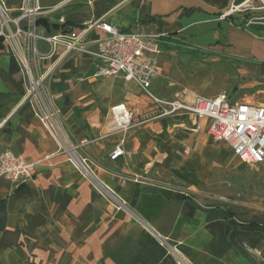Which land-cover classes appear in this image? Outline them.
Segmentation results:
<instances>
[{
	"label": "crops",
	"instance_id": "1",
	"mask_svg": "<svg viewBox=\"0 0 264 264\" xmlns=\"http://www.w3.org/2000/svg\"><path fill=\"white\" fill-rule=\"evenodd\" d=\"M2 1L12 18L20 14L23 0ZM35 6L39 36L71 37L90 26L86 53L38 40L31 66L46 76L66 145L127 210L101 196L59 149L62 141L47 134L24 100L18 58L0 39V153L21 155L35 170L19 187L0 178V264H264V196L239 191L243 164L210 138L207 120L193 131L197 120L188 114L116 130L114 107L143 118L156 106L120 75L95 77L91 43L105 37L94 26L99 21L123 33L165 35L160 79L175 51L203 63L222 59L235 65L242 88L251 90L239 101L264 106V0H36ZM234 7L242 11L230 12ZM153 82L150 91L161 101L181 92L189 102L221 93L201 84L168 97ZM116 147L124 155L112 161Z\"/></svg>",
	"mask_w": 264,
	"mask_h": 264
},
{
	"label": "built area",
	"instance_id": "2",
	"mask_svg": "<svg viewBox=\"0 0 264 264\" xmlns=\"http://www.w3.org/2000/svg\"><path fill=\"white\" fill-rule=\"evenodd\" d=\"M36 0H23L20 14L16 18L9 15L4 3L0 0V37L11 45L14 55L20 64V73L25 80L24 100L32 105L34 116L38 119L47 134L55 140L62 141L60 150L67 154L68 161L87 178L99 194L113 202L117 209L125 204L120 201L110 189L100 184L92 174L89 163L66 145L65 132L59 111L51 105V98L45 91L46 76L34 72L31 66L36 62L35 42L44 41L51 46L61 45L65 51H75L78 54L87 52L88 43L84 34L90 26L80 34L71 37L55 35L42 37L35 33L36 16L39 8ZM242 11L234 7L230 12ZM226 15H223L225 17ZM263 18L256 19L262 21ZM252 22V20L250 21ZM13 26V29L10 26ZM94 26L100 28L105 37L91 42L96 46L95 77L122 76L126 82H133L155 104V110L150 117L132 118L125 112L124 106L114 107L112 111L113 126L118 131L126 132L131 128L174 114H188L197 120L198 131L200 122L208 121L207 134L214 142L228 146L234 156L248 167L264 165V106L244 101L230 102L222 93L214 98L195 96L192 101L186 100L184 92L176 93L171 101L156 99L151 91V83L164 77V62L161 43L165 35H141L123 33L113 24L102 21ZM82 141L80 144H85ZM124 155L120 147L114 148L109 159L114 161ZM35 174L34 164L27 162L23 156L10 150L0 153V178L7 177L16 187L29 182Z\"/></svg>",
	"mask_w": 264,
	"mask_h": 264
},
{
	"label": "rangeland",
	"instance_id": "3",
	"mask_svg": "<svg viewBox=\"0 0 264 264\" xmlns=\"http://www.w3.org/2000/svg\"><path fill=\"white\" fill-rule=\"evenodd\" d=\"M261 12L264 13V11ZM201 58L200 56L198 58L188 56L184 51H175L171 58L169 56L166 58L168 59L169 67L165 79H157L153 82V84H157L154 90H158L161 93L168 92L167 95L170 97L181 90L190 91L188 86L196 87L201 84H210L209 87L207 86L208 89H211L210 92H215L214 90L219 88L221 93L230 96L235 101H239L244 94L251 93V90L242 88L243 79L235 69V65L233 67L222 59L217 63H203ZM168 84L171 85L170 88H168ZM196 94L204 95L201 91ZM245 102L251 103L250 100H246ZM243 166L246 168V171L242 176L243 184L238 188L239 191L255 197L264 196V166L255 168L244 164ZM122 209L127 210L126 205ZM161 242L164 244L162 240ZM170 250L174 251L176 255V250Z\"/></svg>",
	"mask_w": 264,
	"mask_h": 264
},
{
	"label": "trees",
	"instance_id": "4",
	"mask_svg": "<svg viewBox=\"0 0 264 264\" xmlns=\"http://www.w3.org/2000/svg\"><path fill=\"white\" fill-rule=\"evenodd\" d=\"M37 24H38V21L35 22V25H37ZM0 39H2V38L0 37Z\"/></svg>",
	"mask_w": 264,
	"mask_h": 264
}]
</instances>
